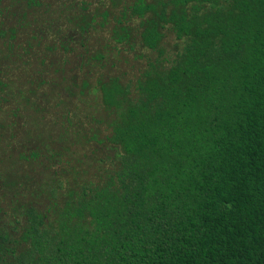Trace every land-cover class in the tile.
<instances>
[{
	"label": "trees",
	"instance_id": "16d2710c",
	"mask_svg": "<svg viewBox=\"0 0 264 264\" xmlns=\"http://www.w3.org/2000/svg\"><path fill=\"white\" fill-rule=\"evenodd\" d=\"M4 110L0 264H264V0H0Z\"/></svg>",
	"mask_w": 264,
	"mask_h": 264
},
{
	"label": "rangeland",
	"instance_id": "374dc122",
	"mask_svg": "<svg viewBox=\"0 0 264 264\" xmlns=\"http://www.w3.org/2000/svg\"><path fill=\"white\" fill-rule=\"evenodd\" d=\"M109 21L110 22L112 21L111 17L109 18ZM97 28H98L99 31H102V30L105 29V28H100L99 26H97ZM173 42H174L173 36L172 35H168L166 37V39H165L166 46L167 47H172ZM137 53H141L140 58L139 57H135L137 55ZM146 55H149V53L146 50H144V49H139V50H137L135 52L130 51V52H128V53H126L124 55L126 66L122 67V69H126L127 70L128 75H126V77L132 76L133 74L135 75L138 72V70L140 69V67H141ZM67 56L69 57L70 60L74 59L73 54L69 53V54H67ZM4 112H5L4 114L0 115V121L5 120L7 122V119H8V117L6 115L7 114V110L6 111L4 110ZM26 120L27 119H26V116H25L24 127H22V125H21L22 123H20V124L18 123L20 128L19 129H14L12 131V134L15 135V139H16V141H12L11 140L12 144L14 146H16V148H14V147L12 148V150L14 151V154H15L14 155L15 157L13 158L12 163H16V162H14V160L16 159V157L18 158L17 151H18V149L20 150L23 147L21 141H22V139L24 137V131L26 130V125L29 126L31 124V119H29L27 121V123H26ZM9 134H10V131L7 128V125H6V129L3 131L2 135H1V139H0V158L2 159V162L0 164V169L2 171H4L3 174L6 173L5 175H7V172H8V169H7L8 168V163L11 162L10 158L7 159V146H10V143H11V141L9 140ZM16 161L19 162L17 159H16ZM21 165H24L23 167L25 169L27 168V166H29V164L26 163V161H23L21 163ZM59 169H60V166H59ZM17 170H19V169H17ZM33 174H35V172H33ZM0 178H1V176H0ZM33 183L34 184L38 183V184L48 185V184H50V179H49L48 176L40 178V175H38L34 179ZM1 184H2L1 187L4 190H7V186L4 183H1ZM0 198L4 199V200L0 201V226L1 227L3 226V227H5L7 229V225L9 224V221L12 218V211L13 210L10 209L11 208V204L7 203V196H5L3 198L0 196ZM27 198L30 199V201H33L32 197L28 196Z\"/></svg>",
	"mask_w": 264,
	"mask_h": 264
}]
</instances>
